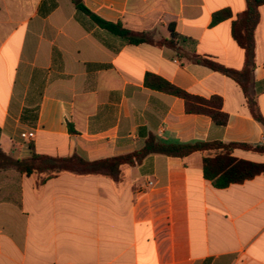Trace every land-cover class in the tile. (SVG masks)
<instances>
[{"label": "crops", "instance_id": "obj_1", "mask_svg": "<svg viewBox=\"0 0 264 264\" xmlns=\"http://www.w3.org/2000/svg\"><path fill=\"white\" fill-rule=\"evenodd\" d=\"M98 17L134 32L182 40L177 48L130 45L101 29L72 0H0L1 145L87 161L165 143L264 144L241 87L195 56L241 70L245 50L233 23L246 0H79ZM231 16L214 24L216 14ZM255 31L254 96L264 117V5ZM148 74L229 115L218 126L189 114L185 101L146 87ZM70 127L74 132L70 131ZM35 133L24 139L22 134ZM234 155L264 163V154ZM123 179L0 172V264H264V175L217 189L203 155H150L124 166Z\"/></svg>", "mask_w": 264, "mask_h": 264}, {"label": "trees", "instance_id": "obj_2", "mask_svg": "<svg viewBox=\"0 0 264 264\" xmlns=\"http://www.w3.org/2000/svg\"><path fill=\"white\" fill-rule=\"evenodd\" d=\"M76 3L79 11L87 14L95 25L101 29L123 39L130 45L151 44L159 47L177 48L181 38L170 27L171 38L156 39L154 32H134L126 29L120 23L108 22L90 10L79 0ZM247 8L233 23L232 34L238 45L245 50V62L241 70L225 67L210 58L195 56L192 60L214 72L233 79L242 89L247 100L252 117L264 128V117L254 96V72L256 69V40L255 31L260 22V7L264 0H246ZM231 16L230 11H223L214 17V24ZM146 87L179 97L185 101L189 114H203L210 116L218 126H226L229 115L223 111V99L214 96L205 99L192 95L169 81L148 74L145 79ZM70 131L74 130L70 127ZM1 138V129H0ZM237 149L264 154V144L248 145L241 143H224L220 141L191 143H165L155 136H150L141 150L133 153L102 159L87 161L78 155L70 157H52L33 152L29 158H15L5 152L0 141V172L13 170L28 177L41 178L40 186L59 174L68 173L78 177L99 176L115 182L123 179L124 166L141 165L150 155H165L185 159L195 153L203 155V172L206 180L217 189H226L234 184H243L260 175H264V163H257L240 159L234 155Z\"/></svg>", "mask_w": 264, "mask_h": 264}, {"label": "built area", "instance_id": "obj_3", "mask_svg": "<svg viewBox=\"0 0 264 264\" xmlns=\"http://www.w3.org/2000/svg\"><path fill=\"white\" fill-rule=\"evenodd\" d=\"M22 138H24V139H33V138H35V133L34 132L24 133V134H22Z\"/></svg>", "mask_w": 264, "mask_h": 264}]
</instances>
